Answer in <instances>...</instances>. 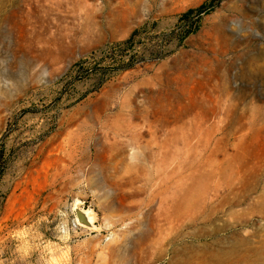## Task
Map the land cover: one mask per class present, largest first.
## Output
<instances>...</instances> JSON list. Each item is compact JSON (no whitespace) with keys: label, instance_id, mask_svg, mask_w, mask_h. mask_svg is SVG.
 Masks as SVG:
<instances>
[{"label":"rangeland","instance_id":"374dc122","mask_svg":"<svg viewBox=\"0 0 264 264\" xmlns=\"http://www.w3.org/2000/svg\"><path fill=\"white\" fill-rule=\"evenodd\" d=\"M165 35L163 59L61 84ZM110 258L264 264V0H0V264Z\"/></svg>","mask_w":264,"mask_h":264},{"label":"built area","instance_id":"2783aa9c","mask_svg":"<svg viewBox=\"0 0 264 264\" xmlns=\"http://www.w3.org/2000/svg\"><path fill=\"white\" fill-rule=\"evenodd\" d=\"M199 15L190 14L187 19H181L173 27L171 35L183 42L197 29ZM169 36L165 35L158 39L157 47L144 45L140 37H132L127 41L106 46L98 51L90 53L87 57L79 60L71 67L61 80L62 85H73L85 82L99 73H115L121 69L128 68L139 61H158L167 54L163 47ZM93 85L91 91L98 88Z\"/></svg>","mask_w":264,"mask_h":264},{"label":"bare ground","instance_id":"6f19581e","mask_svg":"<svg viewBox=\"0 0 264 264\" xmlns=\"http://www.w3.org/2000/svg\"><path fill=\"white\" fill-rule=\"evenodd\" d=\"M78 203H79V200H76L75 201V205L77 204L78 206ZM80 204V203H79ZM74 205V204H73ZM74 205V206H75ZM72 207V206H71ZM73 208V207H72ZM74 209V208H73ZM95 213L91 210H85V211H82L81 212V217H80V220L78 218H75V226L76 227H80V228H83V229H90V230H93L95 227H94V221L95 220ZM97 229H99L97 227ZM66 230V229H65ZM128 231V230H127ZM130 231V230H129ZM119 233V232H118ZM123 233V232H122ZM121 233V234H122ZM126 234V233H125ZM120 238L121 236H118L117 233L116 234H110V237L108 238V243L106 245V247H109L110 245L112 244H116L117 242L120 243ZM127 238V237H126ZM126 240V239H125ZM122 241V240H121ZM124 243V242H123ZM122 244V243H121ZM118 248V247H117ZM116 248V249H117ZM107 250L105 249V251L103 252V255H102V259H103V262L105 261L106 257H107ZM112 252V251H111ZM101 255V254H100ZM115 259V258H114ZM111 260V258L109 259V261ZM101 262V261H100ZM113 262V263H112ZM108 263V262H107ZM111 263L114 264V261L111 260Z\"/></svg>","mask_w":264,"mask_h":264},{"label":"water","instance_id":"95a60500","mask_svg":"<svg viewBox=\"0 0 264 264\" xmlns=\"http://www.w3.org/2000/svg\"><path fill=\"white\" fill-rule=\"evenodd\" d=\"M84 211V210H81L79 207H74V214H75V217L78 218L80 220V217H81V212Z\"/></svg>","mask_w":264,"mask_h":264},{"label":"trees","instance_id":"16d2710c","mask_svg":"<svg viewBox=\"0 0 264 264\" xmlns=\"http://www.w3.org/2000/svg\"><path fill=\"white\" fill-rule=\"evenodd\" d=\"M191 14V11L187 12L186 14L182 15L183 19H187L189 15Z\"/></svg>","mask_w":264,"mask_h":264}]
</instances>
